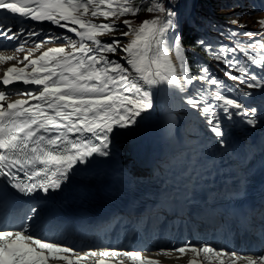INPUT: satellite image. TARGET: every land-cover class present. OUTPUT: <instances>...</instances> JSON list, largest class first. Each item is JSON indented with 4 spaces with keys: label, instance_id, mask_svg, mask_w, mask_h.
Listing matches in <instances>:
<instances>
[{
    "label": "snow or ice",
    "instance_id": "6c2138e0",
    "mask_svg": "<svg viewBox=\"0 0 264 264\" xmlns=\"http://www.w3.org/2000/svg\"><path fill=\"white\" fill-rule=\"evenodd\" d=\"M166 2L167 8L163 0H156L147 11L163 15L145 19L138 26L123 20L128 31L121 37L130 39L122 44L121 38L103 42L101 37L117 30L120 17L142 10L133 0H0V11L41 24L48 22L75 37L44 34L34 39L42 36L43 29L20 27L14 31L12 25L0 21V39L16 41L20 52H25L28 43L39 49L44 43L66 41L64 46L48 48L35 58H30L35 49H27L18 62L23 66L14 64L0 77V88L5 89L0 90V182L24 197L60 190L78 166L87 165L96 155L109 157L112 137L136 126L139 118L151 112L160 91L179 95L221 147L228 142L225 122L241 117L244 124L255 128L264 121V108L247 107L231 95L239 92L251 97L252 92L243 91V87L264 90V36L221 31V37L227 36L234 43H220L219 47L205 37L197 40L196 46L224 65V77L243 86L229 88L207 64L191 71L195 65L189 63V49L183 45L179 11L173 0ZM101 17L112 19L94 22ZM258 23L264 30V19ZM240 35L248 39L240 40ZM118 51L124 55L117 58ZM13 59L0 56V62ZM16 84L34 87L9 90L8 86ZM13 92L27 99L8 102ZM38 213L34 205L22 223L12 225L0 214V264H50L52 260L84 264L97 256L95 264H109L105 259L109 257L127 258L134 264H160L142 256L141 250L122 251L110 246L97 252L89 247L81 253L65 241L49 242L46 235L33 229ZM157 251L165 255L175 252L180 257L191 252L189 264H200L197 257L201 254L218 264H264V254L256 258L238 255L207 242L196 246L185 241Z\"/></svg>",
    "mask_w": 264,
    "mask_h": 264
},
{
    "label": "bare ground",
    "instance_id": "6f19581e",
    "mask_svg": "<svg viewBox=\"0 0 264 264\" xmlns=\"http://www.w3.org/2000/svg\"><path fill=\"white\" fill-rule=\"evenodd\" d=\"M20 87L23 88L24 85L20 84ZM32 87L34 86L29 85V88ZM163 96V91H160L158 93V96H156L154 109L151 112L144 114L141 120L139 119L140 122L136 126L128 130H120L116 132V134L112 137V147L115 151H125L126 154H128L131 153L132 146L137 145L138 147H148L149 149L155 150L156 153H158V156L160 155L159 158H161L162 155L167 156L166 160L171 158L172 154H174L175 156L176 154H180V151H178L176 147L177 143L170 136L175 116L170 111L171 107L169 106V104L162 101ZM16 98L19 97L16 96ZM20 99L27 98L26 96L20 95ZM246 106H256L258 108H264V95H262L260 99L250 102V104ZM187 120L188 119L184 120V124L182 123L183 126L186 125ZM235 122L236 120L227 122L228 125L226 127V138L228 142L225 148L228 147V143L233 146L232 149L229 150L230 152L231 150H234L235 147H237L236 145L244 142L246 143L244 145L246 158L236 154L235 152H231V165V163L228 162L227 159H225L226 156L225 153H223L224 158L221 157V164H215L216 176L213 177L211 176L212 171H207L209 174L203 172L204 170L203 168H201L203 166L198 167V165H192L191 167L188 162H183L181 166H174L169 170V172L162 173V177L167 180L169 186L173 188L177 185H183L185 182H194V185L198 187H204L210 190H213V187H215L216 189L222 191V189L224 188L233 189L242 181L244 185L251 184L253 182V177L259 178L262 176L264 178V121L259 123L255 128L247 126L248 131L242 130V128L240 129L239 127H237L238 131H236L234 126ZM187 125H192V122L189 121ZM251 131L254 134L253 138H250ZM187 134L188 136L186 138V141L192 142L189 140V138L194 136V134L190 130H187ZM210 136V140L207 139L206 141H203V144L213 143V145L220 147L224 152V147H221L215 143V138L211 133ZM128 161L134 162L132 159ZM207 161L209 160L207 159ZM223 162H227L229 164V166H224L225 169L221 168ZM190 167L191 173H189ZM130 170H132V167ZM234 171L236 172V174H233ZM130 172L131 171H125V173L127 174H129ZM132 173L137 174L135 171H132ZM232 174L233 177H231ZM3 220L6 222V224L9 225L19 224L23 222H9L6 221L5 218H3ZM69 227L70 225L65 223L62 232L69 237V240L73 242V245L79 246V252L82 253L84 251H88L89 247H92V250H96L95 248H98L99 250L102 249V244L96 246L94 244L88 243L89 241L85 239L84 233L78 231L76 232ZM94 236L98 238V235L96 233ZM50 239L52 242L64 241V239L57 235L50 236ZM66 245L73 246L68 242H66Z\"/></svg>",
    "mask_w": 264,
    "mask_h": 264
},
{
    "label": "rangeland",
    "instance_id": "374dc122",
    "mask_svg": "<svg viewBox=\"0 0 264 264\" xmlns=\"http://www.w3.org/2000/svg\"><path fill=\"white\" fill-rule=\"evenodd\" d=\"M257 0H249V2L247 4L243 5L242 9H239L236 13V17L238 18L237 22H232V23H228V22H224V23H218L215 24L214 28H212V30H210L211 33L220 36L221 31L226 33L228 32V28H226V26H233L236 27L237 29H241L243 28L246 31H249L250 29H252L253 31H255L256 33H258L260 36H264V30H262L261 28V24L258 23V21H260L261 19H264V1L263 2H257V8L253 7V4H256ZM236 1L235 0H223L220 3H217L216 8L219 9L220 12H222L225 15L230 14L231 12H233V10L235 9V5ZM163 6L165 8H167L169 5H167V2L165 0H163ZM158 15H163L162 13H158V12H148L147 14V19H151L154 18ZM193 20H200L199 16L195 17ZM240 25H244V27H240ZM249 28V29H248ZM35 29L39 30V29H43V33L41 37L38 38H34V39H41L43 37L44 34H51L53 36H59V35H70L71 33H67L65 29H61L59 27L53 26L51 27V29H45L43 27H35ZM221 37V36H220ZM74 38V37H73ZM121 38V43L122 44H127L128 40L130 39V37H119ZM224 39H226L225 37H223ZM247 40V39H246ZM66 44V41L63 40H58V41H53L50 43H44L43 46L39 49H35V45L33 43H28V45H25V52H20L19 55L14 56L16 59H18L19 61L23 60V57L25 54H27V49H35L32 52V55L30 58L32 57H37L39 56L43 51L47 50L48 48H52V47H60V46H64ZM69 51L71 50L70 48L68 49ZM122 55H124V53L122 52ZM10 56V54L8 55ZM233 74H237L238 73H233ZM235 86L236 87H243L241 85L238 84V82H235ZM243 91L245 92H252V96L251 97H243L240 95L239 92H232L231 95L232 96H237L240 98V102H246V105H249L250 102L256 101L260 98L261 95H264V90H260V89H248L246 87H243ZM261 91V92H260ZM168 100L173 104V106H176L179 109V113L178 114H174V124L170 133V136L173 138V140L177 143L176 146H178V149H180V154H177V159L179 160H183L186 159L187 161H189L192 158H195V155H193L192 153V149H188L192 146H195L197 149V152L199 154H197V158L198 160H202L203 154H208L209 150L203 146H199L201 144V142L199 141V139H201L202 133L207 134L208 131L205 130L202 127V121L201 119L197 116V114H195L193 111L189 110L187 108L186 105H184L182 103V101L179 98V95H175V98H173L172 94L166 93ZM181 95V94H180ZM188 119L189 121L192 122V125L186 127V131L190 130L194 136L190 137L189 141H184V136H185V132L183 130V120L184 119ZM141 120V118H139ZM140 120L138 121V123L140 122ZM233 120H236L235 122V126L240 125L241 124V117H234ZM227 125V122H225ZM206 125V124H205ZM195 151V150H194ZM174 158V156H173ZM161 165H163L161 163Z\"/></svg>",
    "mask_w": 264,
    "mask_h": 264
},
{
    "label": "trees",
    "instance_id": "16d2710c",
    "mask_svg": "<svg viewBox=\"0 0 264 264\" xmlns=\"http://www.w3.org/2000/svg\"><path fill=\"white\" fill-rule=\"evenodd\" d=\"M221 0H196L195 6L197 7V10L201 13L206 14L208 17L207 19H204V23L212 22L213 20H221V19H234L236 20V14H229L225 15L222 12L219 11L218 8H216L217 3H219ZM156 0H133L134 6H140L142 10L136 14V15H125L123 17H120V20L117 21L118 28L115 31H112L110 34H122L125 31H128V28L122 25V21L127 19L133 22L135 26H138L139 23L145 19H147V14L149 11H147V8L149 6H152ZM173 3L175 4V7L179 9L180 5H184V11L182 13V24H181V32H182V38H183V45L185 48L189 49L187 53V58L189 63L194 64L195 66L191 68V71L195 72L197 67L202 66L203 64H207L203 59H201L199 56H197L194 52L201 54L202 56L206 57L207 59L212 58L211 55H207L199 46H196V42L199 38L205 37L208 40H210L207 37L206 31L201 29V23H190L189 19L195 14L194 10V0H178V3L176 0H173ZM102 18V17H101ZM112 18H109V20H105L102 18V20H95L96 23H104V22H111ZM107 35V34H106ZM216 43H213L216 47H219L220 43H223L220 39L215 40ZM193 51V52H191ZM213 61H215L212 58ZM196 62H201L197 64ZM209 65V64H207ZM210 66V65H209ZM211 67V66H210ZM212 68V67H211ZM213 70V68H212ZM215 73L216 71L213 70ZM217 75V73H216Z\"/></svg>",
    "mask_w": 264,
    "mask_h": 264
}]
</instances>
